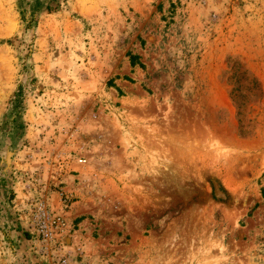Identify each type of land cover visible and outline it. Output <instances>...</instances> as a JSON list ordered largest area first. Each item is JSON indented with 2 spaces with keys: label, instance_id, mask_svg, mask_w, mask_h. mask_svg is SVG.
Here are the masks:
<instances>
[{
  "label": "rangeland",
  "instance_id": "1",
  "mask_svg": "<svg viewBox=\"0 0 264 264\" xmlns=\"http://www.w3.org/2000/svg\"><path fill=\"white\" fill-rule=\"evenodd\" d=\"M0 264H264V0H0Z\"/></svg>",
  "mask_w": 264,
  "mask_h": 264
},
{
  "label": "built area",
  "instance_id": "2",
  "mask_svg": "<svg viewBox=\"0 0 264 264\" xmlns=\"http://www.w3.org/2000/svg\"><path fill=\"white\" fill-rule=\"evenodd\" d=\"M57 226H60L62 223L59 219L56 220Z\"/></svg>",
  "mask_w": 264,
  "mask_h": 264
},
{
  "label": "trees",
  "instance_id": "3",
  "mask_svg": "<svg viewBox=\"0 0 264 264\" xmlns=\"http://www.w3.org/2000/svg\"><path fill=\"white\" fill-rule=\"evenodd\" d=\"M135 62H134V58L131 59V66H134Z\"/></svg>",
  "mask_w": 264,
  "mask_h": 264
}]
</instances>
